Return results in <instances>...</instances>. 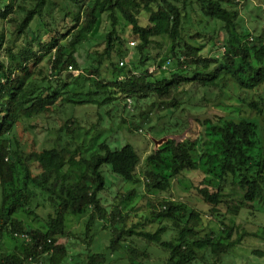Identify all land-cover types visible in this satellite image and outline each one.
<instances>
[{
	"label": "trees",
	"instance_id": "obj_1",
	"mask_svg": "<svg viewBox=\"0 0 264 264\" xmlns=\"http://www.w3.org/2000/svg\"><path fill=\"white\" fill-rule=\"evenodd\" d=\"M46 1L48 0H35L30 7H26L10 0L0 8V19L6 20L16 7L23 15L14 31L19 34L28 33L31 23L40 15L41 7ZM195 2L202 17L217 20L227 34L222 45L224 55L222 60H218L219 63L215 58L205 57L200 48H196L199 51L198 57L191 60L175 52L182 39L183 29V14L177 0H88L83 5V11L71 18L74 22L72 32L68 33L67 29L59 34L68 38L70 53L67 56L64 53L65 46L56 36L42 45L50 54L49 72L41 75L39 70L38 78L34 75L33 65L41 60L40 55L27 46L19 54L14 53L5 42L4 30L0 31V240L8 235L20 240L23 247L21 252H0V264H30L28 259L35 261L40 255H47L48 264H61L66 256V247L57 241L65 234L67 214H88L87 231L93 219H119V225H113L109 247L117 249L118 242L124 235L140 236L147 242L159 243L168 253L165 262L156 264H198L203 250L209 249L218 254L240 241V237L224 241L232 236L234 229L223 222L227 231L222 238H215L210 234L197 236L196 227L201 220L200 214L190 210L181 224L182 214L179 215V212L185 206L172 200H165L163 209L155 213L158 221H173L176 234L171 239H162V234L166 231L164 225L158 226L153 232L137 230L134 226L125 228L117 207L109 211L101 200L100 193L105 188L106 181L100 169L109 165L115 176L128 183L136 182V167L140 163V156L129 143L118 149H111L103 142L100 144L102 150L89 158L79 156L78 150H72L65 144L43 147L32 151L33 160L41 170L38 174L33 172L21 156L16 144L13 147L11 140L20 117L30 118L40 112L52 113L57 102L73 105L102 103L92 97L97 91H87L85 98H80L77 92L68 94V82H63L61 86L52 83V78L60 76L64 68L77 67L71 53L83 40L84 32L95 24L98 12H107L111 21L103 55L111 60L115 43H123L117 32L118 14L131 24L132 33L138 39V65L143 69L141 72L129 70L122 79L115 78L107 83L94 77L95 87L107 90V96L103 99L105 102L120 97H155L160 104L176 109L180 104L175 97L179 87L194 82L204 85L206 81L214 80L221 71L224 72L223 77L228 76L234 80L239 90L264 91V35L252 37L248 31L239 34L235 30L237 11L232 7L235 0ZM140 9L149 13L148 23L145 25L139 22ZM155 37H167L172 44L169 67L158 74L148 72L145 67V60L148 59L146 50L153 45ZM249 37L252 44L247 40ZM52 49L53 52L50 51ZM156 57L158 55L154 59ZM174 59L175 62H172ZM191 63L194 64L193 67H190ZM114 67L122 71V67ZM89 72L95 76L98 74L97 68ZM44 82L45 85H41ZM263 99L262 96L250 97L246 102L248 110L240 113L241 110L237 109L235 117L223 119L221 115H216L212 120L201 122L203 140H208L214 148L210 152H200L195 142L189 139L183 143L172 139L165 141L145 160V185L149 189L164 191L170 187L171 177L199 170L204 175L211 176L212 182L203 181L205 186H195V191L213 212L222 203L223 185L228 178L233 179L243 191V202L264 204ZM244 101L243 98H236L238 104ZM80 165H83V171L73 177L69 168ZM166 170H170L169 174H166ZM50 177L53 178L52 183L48 182ZM39 194L47 197L53 209L46 216L44 228L31 227L17 216L25 202L31 204ZM237 211L238 208L235 207L233 212ZM103 261L102 253L89 256V264H101Z\"/></svg>",
	"mask_w": 264,
	"mask_h": 264
},
{
	"label": "rangeland",
	"instance_id": "obj_2",
	"mask_svg": "<svg viewBox=\"0 0 264 264\" xmlns=\"http://www.w3.org/2000/svg\"><path fill=\"white\" fill-rule=\"evenodd\" d=\"M9 1L0 0V8ZM13 1L30 7L35 0ZM87 1H46L41 7L40 15L31 23V30L24 34L14 31L23 15L16 7L9 13L6 20L0 19V31L4 30L5 42L14 53L19 54L22 48L27 46L40 55L41 60L33 65L36 78L40 77L39 70L41 75L49 72L50 54L42 45L49 42L51 37L56 36L65 46V56L70 53L68 38L59 34L67 29L68 33L72 32L74 22L71 18L83 11V5ZM235 1L236 3L232 5L237 11L235 30L239 34L248 31L249 36L252 37L264 35V0ZM17 2H15L16 5ZM177 4L183 14V29L182 39L179 40L175 52L191 60L198 57L199 51L196 48H200L205 57L215 58L219 63L218 60H222L224 55L222 45L227 39L221 23L212 18L202 17L195 0H177ZM117 16V32L123 43L120 45L115 43L111 60L103 55L106 34L111 29V21L107 12H98L95 24L84 32L83 40L71 53L77 67L68 66L63 69L60 76L52 78V83L59 86L63 82H68L66 90L69 95L77 92L78 97L85 98L87 91H97L96 94H92V97L102 103L73 105L57 102V107L52 113L40 112L30 118L20 117L11 137L13 147L16 144L21 156L33 172L39 174L41 170L33 160L32 151L43 147L65 144L72 150H78L79 156L89 158L93 153L102 150L100 144L103 142L107 143L111 149H118L129 143L135 147L140 156V163L136 167V182L128 183L115 176L109 165L102 166L100 169L106 181V186L100 193L101 200L109 211L117 207L125 228L134 226L137 230L153 232L158 226L164 225L166 231L162 234V239H171L176 234L173 221L171 219L158 221L155 213L163 209L165 200H172L185 206L179 212V215L182 214L180 215L182 218L179 217L181 224L188 217L190 210L200 214L201 220L196 227L197 236L210 234L215 238H222L221 236L226 235V225L233 227L234 231L230 238L224 240L225 242L240 237L239 242L221 253L214 254L209 249L203 250L198 264H264V204L243 202V191L235 181H232L233 179L228 178L224 183L222 203L216 207V212L203 203L195 191V186H205L204 182H212L211 176L204 175L202 171L184 172L171 177V185L164 191L149 189L145 185L147 169L145 160L165 141L172 139L183 143L189 139L195 142L200 152L214 150L208 140H203L201 122L212 120L216 115H221L223 119L235 117L237 109L241 110L240 113L242 110H248L246 102L250 97L264 98V91L262 89L256 92L239 90L234 80L228 76L223 77L224 72L221 71L214 80L206 81L204 85L194 82L179 87L175 97L180 104L176 109L160 104L155 97L143 99L120 97L103 101L107 96V90L97 89L93 83L94 77L107 83L115 78L122 79L125 72L129 70L136 72L143 70L138 65L139 53L136 50L138 39L132 33V26L120 15L117 14ZM148 17L149 13L140 9L138 14L140 24H147ZM247 40L252 44L250 37ZM171 45L167 37L154 38L153 45L146 50L148 59L145 60V67L148 72L158 74L161 70H167ZM50 51L53 52L54 49ZM156 55L158 57L154 59ZM172 62H175V59ZM114 66L122 67V71ZM193 66L194 64L191 63L190 67ZM94 68H97L96 76L89 72ZM41 85H45V82ZM238 97L245 101L238 104L236 102ZM261 105L264 108V99ZM83 169V165L69 168L73 177H76ZM169 172L170 170H166V174ZM48 182L52 183L53 178L50 177ZM235 207L238 208L237 213L233 212ZM52 212L53 209L47 197L39 194L31 204L25 202L17 216L31 227L44 228L46 216ZM87 215H66L65 234L57 241L66 247V256L61 264H89V256L94 253L103 254L104 261L101 264L165 262L168 253L159 243L147 242L136 235H124L118 242L117 249L112 250L109 242L113 225L118 226L119 219L115 221L110 220L109 217L104 220L93 219L87 231ZM22 250L20 240H15L8 235L0 240V252H21ZM46 257L47 255H40L35 261L29 259L28 261L30 264H48Z\"/></svg>",
	"mask_w": 264,
	"mask_h": 264
},
{
	"label": "water",
	"instance_id": "obj_3",
	"mask_svg": "<svg viewBox=\"0 0 264 264\" xmlns=\"http://www.w3.org/2000/svg\"><path fill=\"white\" fill-rule=\"evenodd\" d=\"M163 141H165V140H163ZM159 142H162L161 140H159Z\"/></svg>",
	"mask_w": 264,
	"mask_h": 264
}]
</instances>
